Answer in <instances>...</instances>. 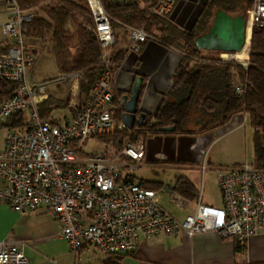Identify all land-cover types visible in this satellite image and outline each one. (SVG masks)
<instances>
[{
  "label": "built area",
  "instance_id": "obj_1",
  "mask_svg": "<svg viewBox=\"0 0 264 264\" xmlns=\"http://www.w3.org/2000/svg\"><path fill=\"white\" fill-rule=\"evenodd\" d=\"M86 1L94 20L89 30L100 44L105 69L82 108L73 95L66 114L52 113L43 121L36 102L42 89L29 74L36 54L23 30L34 12H21L12 0L7 2L12 14L0 29L8 39L0 52V83H13L16 90L0 104V131L18 113L27 116L28 128L7 130L0 151V202L19 214L46 210L59 223L58 237L67 243L75 264H102L110 256L131 254L142 238L174 236L181 231L191 237L214 229L244 244L264 229V172L252 164L219 179L222 210L200 206L195 215L179 222L156 203L154 190L126 180L125 171L137 169L144 160L143 139L123 145L119 153L88 147L97 137L127 129L116 122L118 107L112 92L116 29L100 0ZM136 1L111 0L120 6ZM175 9L176 0H156L150 11L166 16ZM245 19L250 36L254 27L264 28V0H253ZM125 30L129 40L125 54L139 53L148 35L140 29ZM240 53L220 56L238 60L246 69L248 58H233ZM234 89L236 95H244L242 85ZM0 264H29L24 245L0 242Z\"/></svg>",
  "mask_w": 264,
  "mask_h": 264
},
{
  "label": "trees",
  "instance_id": "obj_2",
  "mask_svg": "<svg viewBox=\"0 0 264 264\" xmlns=\"http://www.w3.org/2000/svg\"><path fill=\"white\" fill-rule=\"evenodd\" d=\"M12 1L21 12H34L33 19L23 25L24 36L31 41L29 45L49 46L61 74H79L81 80L78 85V105L82 108L105 69L100 44L89 30L94 20L87 1ZM100 2L115 29L121 25L120 31H123L124 38L127 37V27L143 30L149 40H155L178 51L181 61L172 77L171 90L162 98L157 111L153 115L138 111V114H145L144 125L135 126L132 130L117 131L112 136L97 137L96 140L119 153L123 145L138 139L167 134H204L226 126L235 116L245 115L253 132L252 166L264 172V28L254 27L252 30L248 50L249 65L246 69L236 63L222 61L219 58L221 52H207L195 47V40L208 33L218 11H224L231 17H246L253 0H206L187 29L178 25L172 14H152L150 8L156 0H137L136 3L125 6L114 5L111 0ZM116 34L117 43L124 40ZM34 53L37 55L36 51ZM124 55L126 54L123 49L117 51L113 76L121 66ZM237 85H242L244 89L241 97L235 93L234 88ZM143 89L144 82L139 88L138 103ZM15 90V84L1 82L0 104L9 99ZM112 92L114 103L118 107L116 122L120 124L123 113L121 98L124 95L130 96L131 91H118L112 87ZM70 99L62 101L48 96L37 104L40 119L47 120L54 111L66 110ZM193 112L196 114H192ZM189 119H197L195 123L198 130H184ZM168 127H174V131H162ZM4 128L25 131L28 128L26 115L15 114L6 122ZM126 180L134 181L129 175H126ZM136 183L145 189H157L150 182ZM174 191L189 201H195L199 197V191L187 179H179ZM239 245L236 242L237 250L240 249ZM125 256L127 255L110 256L103 264H120Z\"/></svg>",
  "mask_w": 264,
  "mask_h": 264
},
{
  "label": "crops",
  "instance_id": "obj_3",
  "mask_svg": "<svg viewBox=\"0 0 264 264\" xmlns=\"http://www.w3.org/2000/svg\"><path fill=\"white\" fill-rule=\"evenodd\" d=\"M7 4L6 0H0V18L4 17L2 26L9 17ZM176 12L177 9L172 15ZM180 15L178 13L177 18L180 19ZM188 18H182L184 23H191ZM7 41L0 32V52ZM39 47L33 46L37 52L36 60L43 54ZM245 51L244 47L238 58L244 55L245 59ZM48 56L54 59L53 54ZM180 61L181 54L178 51L149 40L142 45L139 53L123 56L121 66L115 71L112 87L129 92L136 80L141 78L144 89L138 109L153 115L162 98L171 90L172 77ZM29 74L32 77V70ZM48 86L36 85L42 89L40 95H37V104L48 96L62 99L49 92ZM66 113L65 110L62 114ZM248 124L247 116L238 115L226 126L204 134L146 137L144 160L137 169L141 173H151L139 176L138 172L126 170L125 174L131 176L134 182L152 183L157 188L156 203L179 222L195 215L200 206L222 210L224 205L219 179L229 172L240 170L244 164H252L254 160L250 158L249 162L251 155L248 157V150L252 147L254 150L253 132L247 133ZM184 130L192 132L198 129ZM179 179L189 180L199 191L197 200L189 201L176 194L174 187ZM59 230V223L44 209L19 214L0 202V242L15 247L22 243L29 264H75L67 243L58 237ZM239 247L237 250L236 242L222 237L214 229L198 232L191 237L181 231L174 236L142 238L134 252L123 257L120 264H264V229Z\"/></svg>",
  "mask_w": 264,
  "mask_h": 264
},
{
  "label": "rangeland",
  "instance_id": "obj_4",
  "mask_svg": "<svg viewBox=\"0 0 264 264\" xmlns=\"http://www.w3.org/2000/svg\"><path fill=\"white\" fill-rule=\"evenodd\" d=\"M206 0H177V12L174 15L173 20L180 25L182 28L187 29L189 27V22H185L184 23V19H182L183 17H189L188 19L192 20L193 17H195L197 15V13L199 12V10L201 9V7L203 6V4L205 3ZM6 2H8V0H6ZM50 2V1H49ZM48 2V3H49ZM11 4L8 3L7 4V16H11L12 14V9H11ZM180 14L183 16L181 17L180 15V19L177 18V14ZM39 14H41V12H39ZM8 17V20H9ZM179 19V20H178ZM4 20V17L0 18V29L2 27V21ZM189 20V21H190ZM116 33H118L121 38H124L123 35V31H120V26H118L116 28ZM126 36V35H125ZM27 40V38H26ZM27 43L31 44V41L27 40ZM40 47L38 48L39 51L43 54H41L38 58V60L35 61L33 67H32V81L35 83V85H43V84H47L48 86V90L51 93H54L55 97L58 98H62L59 100L64 101L67 98H71L74 95V99H78L79 97V81L81 80L80 77H78V75L76 74H59L54 59L51 56H48L51 54L50 51V47L49 46H44V44L39 45ZM129 46V40L128 37H125L124 40H120L116 46H115V51H118L119 49H125ZM250 48V45H249ZM135 54V53H134ZM248 56V55H247ZM244 57V56H243ZM219 58L222 61H230L233 63H236L239 65V61H235V60H228L225 59V56L223 58H221V56H219ZM249 59V57H246ZM224 59V60H223ZM240 60V59H239ZM241 62V61H240ZM62 75H66V79H63V77H61ZM31 77V78H32ZM30 78V77H29ZM44 93V92H43ZM67 110V109H66ZM65 113V110H58L55 115H59ZM192 114H196L195 112H193ZM26 120L27 116H26ZM197 119H189L187 120L186 129H195V128H199L197 127L195 121ZM204 124V123H203ZM247 127V133L250 134V132L252 131L249 124L246 126ZM7 131L5 129L0 131V150L3 148V144H4V139L6 136ZM88 147H90L93 150H103L105 146L104 144L95 141V142H89L88 143ZM108 150H113L112 147L108 148ZM114 151V150H113ZM251 157H249L250 155ZM248 157L249 160L251 158V160H253L252 158H254V150L253 147L251 148V150H248ZM251 160L249 162H251ZM127 171H131V172H135L137 173L139 176L140 174H145V175H149L151 172H145V173H141V171L139 169H135V170H131V169H127Z\"/></svg>",
  "mask_w": 264,
  "mask_h": 264
},
{
  "label": "water",
  "instance_id": "obj_5",
  "mask_svg": "<svg viewBox=\"0 0 264 264\" xmlns=\"http://www.w3.org/2000/svg\"><path fill=\"white\" fill-rule=\"evenodd\" d=\"M251 40V36H250ZM247 41V23L244 16L231 17L224 11H218L212 25L205 35L195 40V47L207 52L236 54L244 50ZM142 79L138 78L131 90V95L121 98V123L127 130L144 125L145 114H138L139 88ZM163 132H173L174 127L163 128Z\"/></svg>",
  "mask_w": 264,
  "mask_h": 264
},
{
  "label": "bare ground",
  "instance_id": "obj_6",
  "mask_svg": "<svg viewBox=\"0 0 264 264\" xmlns=\"http://www.w3.org/2000/svg\"><path fill=\"white\" fill-rule=\"evenodd\" d=\"M249 38H250V31H249V29H248V31H247V41H246V46H245V48H246V51H245V52L247 53L246 56L248 55V52H247V51H248V47H249V43H250V42H249ZM243 56H244V55H243ZM243 56L238 58V54H237V55L233 56V58H234V59H244ZM119 150H120V149H119ZM116 151H117V150H116ZM116 153H117V152H116Z\"/></svg>",
  "mask_w": 264,
  "mask_h": 264
},
{
  "label": "flooded vegetation",
  "instance_id": "obj_7",
  "mask_svg": "<svg viewBox=\"0 0 264 264\" xmlns=\"http://www.w3.org/2000/svg\"><path fill=\"white\" fill-rule=\"evenodd\" d=\"M204 4H205V3H204ZM204 4H203V5H204ZM202 7H203V6H202ZM202 7H201V8H202ZM199 11H200V10H199ZM197 14H198V13H197ZM196 16H197V15H196ZM196 16H195V17H196ZM195 17H193V19L191 20V23L189 24V26H191V25H192V23H193V21H194Z\"/></svg>",
  "mask_w": 264,
  "mask_h": 264
}]
</instances>
